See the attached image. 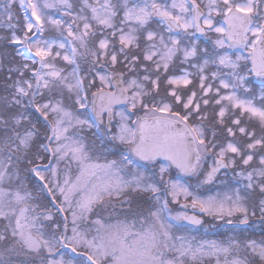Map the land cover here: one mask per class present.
I'll return each mask as SVG.
<instances>
[{
    "label": "snow or ice",
    "instance_id": "snow-or-ice-1",
    "mask_svg": "<svg viewBox=\"0 0 264 264\" xmlns=\"http://www.w3.org/2000/svg\"><path fill=\"white\" fill-rule=\"evenodd\" d=\"M0 264H264V0H0Z\"/></svg>",
    "mask_w": 264,
    "mask_h": 264
},
{
    "label": "flooded vegetation",
    "instance_id": "flooded-vegetation-1",
    "mask_svg": "<svg viewBox=\"0 0 264 264\" xmlns=\"http://www.w3.org/2000/svg\"><path fill=\"white\" fill-rule=\"evenodd\" d=\"M209 162H210V161H209ZM215 187H216V186H214V187L211 188V192H212V193H214L215 191L219 190V189L214 190ZM203 194L207 195V194H209V193H208V192H204ZM191 211H192V210L189 209V212H191ZM207 238H209V239H215V238H218V237L215 236V235H213V234H211V233H209ZM256 238H259V229L256 230Z\"/></svg>",
    "mask_w": 264,
    "mask_h": 264
},
{
    "label": "rangeland",
    "instance_id": "rangeland-1",
    "mask_svg": "<svg viewBox=\"0 0 264 264\" xmlns=\"http://www.w3.org/2000/svg\"><path fill=\"white\" fill-rule=\"evenodd\" d=\"M217 189H219V186H216L214 190H217Z\"/></svg>",
    "mask_w": 264,
    "mask_h": 264
}]
</instances>
